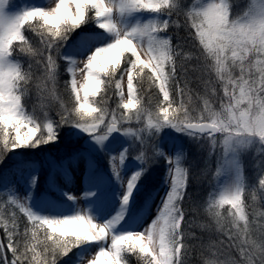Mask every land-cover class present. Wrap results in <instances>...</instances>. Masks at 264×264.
I'll list each match as a JSON object with an SVG mask.
<instances>
[{"label": "snow or ice", "instance_id": "snow-or-ice-1", "mask_svg": "<svg viewBox=\"0 0 264 264\" xmlns=\"http://www.w3.org/2000/svg\"><path fill=\"white\" fill-rule=\"evenodd\" d=\"M233 9V0H0V164L9 153L57 142L64 127L82 141L69 159L47 161L48 188L70 207L46 196L33 200L35 162L14 156L20 162L0 176L7 241H0V264H129V256L138 264H188L196 247L189 241L199 237L188 230L184 207L190 168L183 137L209 156L219 152L206 210L227 248L208 245L201 264H264V210L250 216L245 202L251 189L252 201L264 205V0H249L239 14ZM87 24L96 31L70 42ZM173 26L184 27L191 47L180 37L173 43ZM58 59L67 65V99L58 88ZM190 72L203 85L195 98ZM33 84L37 103L29 111ZM133 121L139 127L126 126ZM122 138L138 143L139 154L129 158L135 143ZM250 149L259 158L252 185L241 161ZM101 154L107 168L93 162ZM81 158L87 170L77 197L56 184L55 174L71 183L68 165ZM161 159L166 191L155 217L138 230L137 196ZM16 184L28 189L25 197ZM17 210L26 218L22 230Z\"/></svg>", "mask_w": 264, "mask_h": 264}, {"label": "trees", "instance_id": "trees-1", "mask_svg": "<svg viewBox=\"0 0 264 264\" xmlns=\"http://www.w3.org/2000/svg\"><path fill=\"white\" fill-rule=\"evenodd\" d=\"M237 1V0H236ZM234 1V2H236ZM249 0H245L244 3L245 6L242 8L240 6H236L233 11L236 14H239L241 11L244 10L246 7L247 3ZM182 4L186 5H191L192 0H181ZM176 17H174L175 19ZM181 24H183V17L181 16L180 18ZM89 28V29H88ZM91 26L84 25L80 30H78L76 33L72 35L71 38L74 37L75 34H77L79 31L82 30H92ZM95 29V27H93ZM173 37V43L175 44L177 42V37L184 38L181 42L185 43L186 48L191 47V41L187 40V31L184 29V27H180L177 29L175 26L172 27L171 33ZM33 39H37L36 37H33ZM71 40V39H70ZM22 59H24L22 57ZM58 88L60 92L64 95V98L67 99V93L65 92L64 89V82L69 79L68 73L66 71L67 65L63 61V59H58ZM192 64H195V61L189 62V66ZM25 67H27V62L25 60ZM35 74L39 76L41 74L40 70H35ZM196 73H189V77L191 80V83L189 84V87L192 89V95L195 98L197 92L202 93L203 92V85L199 83V81L196 79ZM147 87V85H145ZM155 90H153V93ZM26 101V107L28 108L29 111L32 110L33 105L37 103V95L35 91V85L33 84L32 88L30 89V92L28 96L25 98ZM112 106L114 107L115 104L112 103ZM53 118L58 119L59 117L56 116V109L53 108V110L50 113ZM133 128L139 127L133 121L130 125ZM69 129L67 127H64L61 129L60 132V139L49 145H42L39 150H34L35 155H37V161L38 165L40 166V171H39V176H40V182L37 184V190H40V187L42 188L43 180H42V172L44 171V164H47L48 158L54 159L56 162L57 161V156H60L62 154L61 150H66V145L64 142L66 140H71V138L67 135ZM131 143L133 141H130ZM135 143V142H133ZM183 143V148L184 152L186 155V158L184 160V166L190 168V179H189V185H188V196L185 198V203L184 207L187 210V219L189 221L188 225V230L191 231L192 233H195L197 237H199V240L197 241H189L190 244H195L196 247L193 249V251L189 254L188 257V264H201V251L206 250L207 246L212 244L216 245L220 251L225 252L227 248V238L221 234H219L214 226V220L210 216V214L207 212L206 207H207V201L209 198V194L215 190L212 189V185L214 184L213 181V176L216 170V159H215V153L211 156H208L207 152L204 151V149H200V147L193 143L189 142L188 139L183 138L182 139ZM135 148L134 150L131 151V154L133 155H138L140 152V146L138 143H135ZM62 148V149H61ZM151 155V149L150 146L148 149H146ZM210 157L211 163L206 166L204 163V158L203 157ZM46 157V159H45ZM44 160V162H43ZM161 163L164 164V161L161 160ZM3 166V163L0 164V167ZM257 164H247L245 166V172L248 174V179L247 183L249 185L256 184L258 181V176L257 172L254 171L256 169ZM2 169V168H1ZM0 169V170H1ZM244 169V168H243ZM153 172H154V164H152L151 168L149 169V174L146 177L144 181L145 185V190L144 192L140 193L137 196V201L142 205L143 200L145 199V194L146 193H151L157 184H155L154 179H153ZM161 173L159 172L158 175ZM248 196L246 198V204L248 205L247 211L249 212L250 216L253 210L255 209L256 211L264 210V205H261L260 201L257 200L256 202H253L251 199V189L248 190ZM247 191V192H248ZM246 192V193H247ZM245 193V195H246ZM227 207V206H225ZM193 208H195V211H193ZM17 214L20 218V224H21V230L23 229V225L26 223V218L23 217L22 214L18 213ZM211 225V227H209ZM0 241H4L7 243V241L4 239V234H3V229H0ZM220 241H224L223 245H220ZM213 251H216V248H213ZM227 254V253H225ZM9 259H11V253H8ZM221 259H224L225 256H221ZM67 258H65L66 260ZM129 264H138L137 258L135 256H129Z\"/></svg>", "mask_w": 264, "mask_h": 264}, {"label": "rangeland", "instance_id": "rangeland-1", "mask_svg": "<svg viewBox=\"0 0 264 264\" xmlns=\"http://www.w3.org/2000/svg\"><path fill=\"white\" fill-rule=\"evenodd\" d=\"M234 1H236V0H233L234 8L236 6H240L243 8L246 4V3H244L245 0H237L236 2H234ZM35 2L38 4H43V3L50 2V0H35ZM12 3L16 4V5H21V0H12ZM246 7H247V5H246ZM87 26H91L92 30L91 31L90 30L79 31L77 34L74 35L73 38H70L71 39L70 42H75L76 39L78 38V36L81 34V32L92 33L94 31H96V29H93V27H95V25L87 24ZM61 51L63 52L64 49H61ZM78 59H79V57H78ZM165 131H171V130H165ZM173 135H175V134L173 133ZM183 138L188 139L187 137H183ZM183 138H179V139H183ZM122 139H124L126 142H129V143H131L130 141H132L131 138H122ZM188 141L190 142L189 139H188ZM64 144L66 145V147H65L66 150L65 149L61 150L64 152H62V154L60 156H57V161H58L57 163H60L62 160L69 159V156L73 151L82 148V141L77 139V138H74V137H72L71 140H66V142H64ZM169 147L165 148L166 152L169 151ZM204 151L207 152V154H208L207 149H204ZM218 155H219V152L215 153V159L217 158ZM14 156L21 157L24 161L35 162L36 164H38L37 155H35L34 150H24L22 152L20 150H18L17 153H9L8 154L7 158L3 162V166L0 167V169L2 168L0 170V176H2L7 170L13 168L14 165H16L17 163L20 162L18 159H14L13 158ZM132 156H136V155H135V153L132 155L130 152L129 158H131ZM208 156L203 157L204 163L206 166H208L211 163V161H209V160H211V158ZM45 159H46V157H45ZM46 160H48V159H46ZM52 160H54V159H52ZM107 160H108V158L106 156H104L103 154H101L99 158L93 157V162L96 164L97 167H100V168H107ZM161 160H163V159H161ZM161 160H159L157 163H154L153 179H154L155 184H157V185H156L155 189L150 193L151 199L147 200V202H145V199H144L142 205L140 203H138L140 205V208L138 210V215L140 217L138 230L143 229L144 227H147V225L155 217L157 206L160 204L161 197L164 195V193L166 191V186L163 183L166 169H165V163L162 164ZM241 161H242V167L244 168V171L246 169L245 166L247 164H250V163L258 164L259 158L257 157L255 149H250V150L242 153ZM43 162H44V160H43ZM86 170H87V161L84 160L83 158H81V159L77 160L75 163H69V165H68V171L71 173V183L66 182L65 177L60 172H57L55 174V182L64 191L71 192L72 194L76 195L77 197H82V193L84 191L83 177H84V173ZM254 171L257 172V166H256V169H254ZM159 172L161 173L160 175H158ZM42 173H43L42 174L43 186H42V188L40 187V190H37V186L34 190H32L33 200L36 201V200L41 199V197L46 196L47 198L55 201L58 205H68L67 201H65L61 197H58V195L55 191H52L48 188L47 180H48L49 175L51 174V166L49 163L44 164V171ZM245 177H246V182H247L248 174L246 172H245ZM220 182H223L222 179ZM213 183L214 184L212 185V189L215 188L217 181L214 179ZM15 187H16V192L18 193V195H20L21 197H25L27 195L28 189H26L23 184H16ZM2 190H3V185L0 184V191H2ZM248 193H249V191L245 195V201H246V198L248 196ZM4 198L6 199V197H4ZM78 204L82 208L87 206L86 201H84L83 199H79ZM68 206L70 207V205H68Z\"/></svg>", "mask_w": 264, "mask_h": 264}]
</instances>
